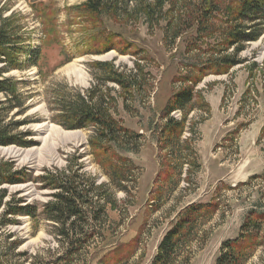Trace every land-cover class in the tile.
I'll list each match as a JSON object with an SVG mask.
<instances>
[{
	"label": "rangeland",
	"instance_id": "374dc122",
	"mask_svg": "<svg viewBox=\"0 0 264 264\" xmlns=\"http://www.w3.org/2000/svg\"><path fill=\"white\" fill-rule=\"evenodd\" d=\"M86 1L0 0L1 25L26 51L23 68L5 75L19 81L18 95L28 109L16 119L29 122L21 130L31 131L34 141L0 147V157L30 167L33 175L56 168L78 174L93 202L98 199L83 206L80 222L68 220L71 227L78 222L74 229L87 237L67 264H107L110 252L128 243L131 254L124 249L116 264H152L163 237L192 204L214 211L194 221L173 264H215L223 243L243 231L250 211L264 213V32L241 51L226 49L222 34L230 0L212 1L209 31L217 29L198 39L201 22L190 20L210 0L180 1L175 9L172 0H112L116 11L102 9L98 16ZM258 24L264 27V20L240 22L242 28ZM108 38L115 47L110 51L103 48ZM224 57L236 64L219 73L202 71ZM191 86L185 109L164 116L170 96ZM89 94L117 123L97 144L109 145L104 165L92 147L102 126L70 130L57 121L67 103ZM171 120L182 123L180 134L166 130ZM18 191L41 209L53 199V190L33 181L9 187ZM38 213L37 219L20 217L19 224L0 227L5 264H54L65 255L59 222ZM259 224L243 264H264V219ZM11 232L23 240L20 261Z\"/></svg>",
	"mask_w": 264,
	"mask_h": 264
},
{
	"label": "trees",
	"instance_id": "16d2710c",
	"mask_svg": "<svg viewBox=\"0 0 264 264\" xmlns=\"http://www.w3.org/2000/svg\"><path fill=\"white\" fill-rule=\"evenodd\" d=\"M180 1L185 0H172L174 9ZM202 1L207 5L209 0ZM212 1L214 0H210L211 4H208L207 8L201 10L202 12H199V14L195 13L192 16V20H190V22H193L194 18L197 17V19H199V21H197L201 22L199 33L195 37L197 39L199 35L204 36L208 33L213 34L217 29L215 26L212 31H209L208 22L212 19V14L215 12L213 11V5H216L215 3L213 4ZM103 2L104 0H87L85 5L87 6V10L92 13V16H98L102 9L108 12L113 10L116 11L112 0ZM200 8L199 6V9ZM226 10L227 28L222 34L226 49L235 46V50L238 52L242 50L244 43L247 41H257L262 37L261 35L264 32V27H262L261 24L257 25L261 27L257 29H255L257 26H253V28H247L248 26L242 28L240 22H263L264 0H230ZM189 27H192V25ZM110 41L111 40L108 38L103 46V48H106L108 51L115 48L114 45L112 46L109 44ZM120 50L124 51V53L127 52L125 48ZM24 52L26 51H24V48L21 46L19 38L10 35L8 29L0 23V63L2 64L0 65V94L4 95V98H0V147H29L34 145V141L30 138L32 135L31 131L21 130L22 126L29 124V122L25 121V119H16V117L26 113L28 109L24 108V98L22 99L21 95H18L17 86L19 81L12 77H6L5 75L13 69L23 68L22 57ZM41 56V51L35 54L34 61L36 66H39ZM234 64H236V61L232 57H224L220 60H211L205 63L202 67V71L219 73L220 71H227V69L231 68ZM222 67H225V69L221 70ZM91 96L90 94L87 97L80 95L79 102H72V104H70V102L67 103L62 108L63 119L61 121L58 119L57 121L64 128L70 130L87 128L93 124L99 125L98 127L102 126L103 129H99L98 133H96L98 134L99 141H92V147L96 148L94 153L96 159L99 160L98 163L104 165L101 157L107 154L109 145L103 144L101 145L102 147H97V144L101 142L100 136H111L117 123H115L110 116H107L97 105L92 103ZM192 97V86L185 87L174 93L170 96L163 110V115L167 117L172 111L178 108L185 109L187 103L192 101ZM15 109L17 110L14 111ZM9 118L10 121H8ZM52 120L55 121L56 117H52ZM182 128L181 122L173 123V120H171L166 130H168L170 134H180ZM120 130L128 132L127 129L121 128ZM67 172L68 170L62 171L56 168L47 176L43 174L33 175V170L30 169V167H20L17 166L15 161L4 160L0 157V227L9 228L13 225H17L20 223V217L31 216L37 219L40 210L46 218L59 222L60 225L56 232L60 241L63 244H67V248L65 255L57 258L54 264H67L69 262V256H74L76 252L80 251L82 242L87 236H84L85 234L82 232L83 229L78 231L74 228L76 227V223L84 218L83 206H90L92 203L95 204L98 200L93 202V198L88 190L89 187L87 188V186L83 185L84 182L77 180L78 174L71 176ZM32 181L39 184L41 189L53 190L51 193L53 199L43 205V209H41L39 203L31 204L25 196L20 195L19 191L15 193L9 192L10 186L26 184ZM213 211L214 210L209 209L208 206L204 207L200 204L188 206L187 211L163 237L158 254L152 264H173L179 248L186 243V239L192 231L194 221L198 217H203L208 212ZM93 216L96 217L95 211ZM253 216H256V219H254ZM73 217H77L79 221L74 222L71 227L68 220ZM262 219H264V213H259L255 210L250 211V215L242 227L243 231L235 239L223 243L220 256L215 264H243L245 258L248 257V254L251 253L253 249V243L256 241L251 232L259 231V223ZM15 236L14 232L8 235L9 238L14 237L10 246L20 257V261L24 258L23 256H25L26 253L18 251L23 244V240ZM132 246V243H128L115 248L108 255L107 264H116L120 262L122 255L125 253L124 249L128 251L126 252V256L128 257L131 254L128 248ZM0 264H5L2 256H0Z\"/></svg>",
	"mask_w": 264,
	"mask_h": 264
}]
</instances>
